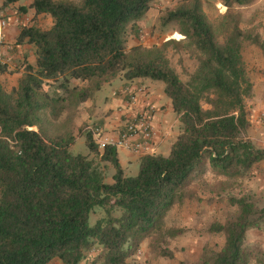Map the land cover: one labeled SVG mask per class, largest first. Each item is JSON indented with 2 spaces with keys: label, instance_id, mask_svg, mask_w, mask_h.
I'll use <instances>...</instances> for the list:
<instances>
[{
  "label": "trees",
  "instance_id": "1",
  "mask_svg": "<svg viewBox=\"0 0 264 264\" xmlns=\"http://www.w3.org/2000/svg\"><path fill=\"white\" fill-rule=\"evenodd\" d=\"M18 1L3 0L2 8ZM155 1L33 0L29 6L36 15H49L52 26L20 30L16 44L34 47L35 64L25 65L10 91L0 79V264H130L205 167L242 179L264 160V148L248 136L246 101L253 90L241 56L243 43L252 41L264 58V41L226 12L221 27L229 23L230 32L219 43L203 1L178 0L160 21L174 25L182 40L127 47V29L137 35ZM221 1L228 11L253 0ZM170 49L195 54L196 69L186 81L171 66ZM7 70L0 62V77ZM117 78L162 82L180 123L169 154L143 156L134 177L125 176L116 148L99 149L86 124L78 135L93 157L70 151L79 107ZM44 122L61 125L46 136ZM108 164L112 184L105 183ZM228 204L237 208L235 216L208 228L224 236L223 246L205 249L195 264H249L246 236L264 222V207L247 196L230 197ZM91 215L99 216L93 225ZM160 255L172 257L165 249Z\"/></svg>",
  "mask_w": 264,
  "mask_h": 264
},
{
  "label": "rangeland",
  "instance_id": "2",
  "mask_svg": "<svg viewBox=\"0 0 264 264\" xmlns=\"http://www.w3.org/2000/svg\"><path fill=\"white\" fill-rule=\"evenodd\" d=\"M74 1L80 0H59ZM203 11L209 21L217 31L219 43L224 42L230 32V25H226L222 30L221 25L225 20V13L238 16L240 28L251 35L259 42L264 41V0H253L248 6L235 5L228 11L223 6L221 0H202ZM178 0H156L151 9L138 22L139 32L136 35L129 27L125 36L127 47L142 44L146 47L158 46L173 39L180 41L183 36L175 37L178 32L172 24L163 26L161 17L166 10L176 7ZM241 56L246 76L256 86L258 99L264 100V58L260 47L252 41H246L242 45ZM171 66L179 74L183 81L188 79V75L196 69L195 54L190 51L175 52L168 51ZM114 85L119 84V79H115ZM93 99L102 105V97ZM247 103L250 100L246 101ZM247 105V104H246ZM203 109L209 106L202 102ZM61 123L44 122L42 130L46 136L58 131ZM248 135L258 137L259 133H254L249 129ZM79 137V135H75ZM258 146L257 142H254ZM259 147V146H258ZM73 154L88 156V148L84 140H77L71 146ZM90 158L93 154H89ZM125 176L134 177L138 174L139 164H123ZM105 183H113V167L108 164L104 167ZM247 196L252 199L257 208L264 207V174L252 171L242 179L229 180L214 174L210 167H205V171L193 179L192 184L185 189L184 198L173 205L165 214L161 222L160 229L152 232L141 242L139 252L128 260L130 264H195L201 257L205 249L219 250L224 243L222 234L210 233L208 228L213 222L224 223L232 219L236 212V207L228 204V198ZM99 216L91 215L90 225H93ZM180 230L177 234L167 232ZM245 248L250 253L249 264H264V222L259 229L251 230L247 233ZM162 249L171 252L172 257L160 255ZM91 262V261H89ZM55 264V263H52Z\"/></svg>",
  "mask_w": 264,
  "mask_h": 264
},
{
  "label": "crops",
  "instance_id": "3",
  "mask_svg": "<svg viewBox=\"0 0 264 264\" xmlns=\"http://www.w3.org/2000/svg\"><path fill=\"white\" fill-rule=\"evenodd\" d=\"M32 2L33 0H19L2 8L3 0H0V20L7 22L6 28L0 35V62L6 64L8 69L0 79L7 91L17 86L24 73L25 65H34L36 61L32 45L26 42L16 44L20 30L31 26L46 30L52 26V19L49 15H36L35 11L29 8ZM20 7L28 9L23 13L19 11ZM117 79H119L117 86L112 81L94 94L93 97H102L101 106L92 97L79 107L78 114L73 121V133L77 135L81 125L86 124L88 128L95 126L101 128L106 138H115L123 129L127 119L146 109L148 105H153L156 109L153 120L156 136L151 155L167 156L179 134L180 123L173 112L170 100L164 93L163 83L142 78L133 81ZM252 90L253 97L250 102H246L250 121L249 129L254 133H259V136H248L253 143L257 142L259 147L254 144L256 147L264 148V100L258 99L254 84H252ZM79 139L84 140L80 136L76 137V141ZM89 154L90 152L87 155L90 156ZM117 157L123 167L126 163L140 164L143 156L125 148H118ZM253 170L264 174V160L255 164ZM52 263L61 264L57 259L52 260L50 264Z\"/></svg>",
  "mask_w": 264,
  "mask_h": 264
},
{
  "label": "built area",
  "instance_id": "4",
  "mask_svg": "<svg viewBox=\"0 0 264 264\" xmlns=\"http://www.w3.org/2000/svg\"><path fill=\"white\" fill-rule=\"evenodd\" d=\"M6 26L7 22L0 20V35ZM155 111L156 109L153 105H148L146 109L127 119L123 129L115 138L104 137L102 129L97 126L91 128L99 149L102 150L110 146L116 149L125 148L142 156L153 154L156 136L153 126Z\"/></svg>",
  "mask_w": 264,
  "mask_h": 264
},
{
  "label": "bare ground",
  "instance_id": "5",
  "mask_svg": "<svg viewBox=\"0 0 264 264\" xmlns=\"http://www.w3.org/2000/svg\"><path fill=\"white\" fill-rule=\"evenodd\" d=\"M174 36H175V37H178V38L180 37V35H179V34H177V33H176Z\"/></svg>",
  "mask_w": 264,
  "mask_h": 264
}]
</instances>
